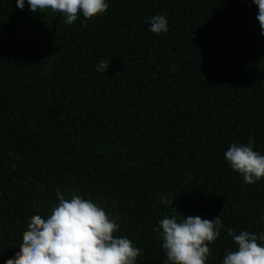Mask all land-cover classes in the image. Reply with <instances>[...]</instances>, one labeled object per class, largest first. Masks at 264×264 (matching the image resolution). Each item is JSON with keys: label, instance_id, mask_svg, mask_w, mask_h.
Masks as SVG:
<instances>
[{"label": "trees", "instance_id": "16d2710c", "mask_svg": "<svg viewBox=\"0 0 264 264\" xmlns=\"http://www.w3.org/2000/svg\"><path fill=\"white\" fill-rule=\"evenodd\" d=\"M86 24L0 0V264L19 251L56 191L120 214L142 249L166 258L157 221L199 215L259 232L264 179L245 184L224 159L236 142L264 153V35L252 0H108ZM166 14L154 34L147 17ZM110 61L106 73L96 71ZM167 194L172 205L158 196Z\"/></svg>", "mask_w": 264, "mask_h": 264}, {"label": "clouds", "instance_id": "9594fccd", "mask_svg": "<svg viewBox=\"0 0 264 264\" xmlns=\"http://www.w3.org/2000/svg\"><path fill=\"white\" fill-rule=\"evenodd\" d=\"M258 8L260 34L264 35V0H252ZM18 9L32 13L51 11L68 26L84 25L105 14L108 0H16ZM154 34L169 31L166 14L145 18ZM110 61L100 59L96 71L106 73ZM254 140L232 143L224 152L228 166L239 173L245 184L264 179V153L254 150ZM57 202L43 215H33L22 233L19 251L3 264H138L142 249L121 231L120 214L106 211L97 201L56 191ZM164 205H172L167 194L159 195ZM264 224V215L258 221ZM154 229L162 240L163 264H208L209 247L221 237L224 224L199 215H165ZM235 250H227L220 264H264V229L259 232L227 229ZM3 254H0L2 257Z\"/></svg>", "mask_w": 264, "mask_h": 264}]
</instances>
